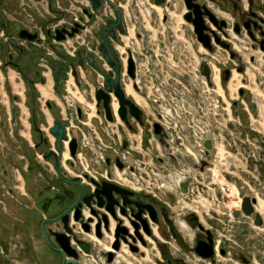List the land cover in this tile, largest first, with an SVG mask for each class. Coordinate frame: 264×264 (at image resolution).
Listing matches in <instances>:
<instances>
[{"label": "flooded vegetation", "instance_id": "af4514ba", "mask_svg": "<svg viewBox=\"0 0 264 264\" xmlns=\"http://www.w3.org/2000/svg\"><path fill=\"white\" fill-rule=\"evenodd\" d=\"M101 1L102 5L98 13L93 11L91 2L89 0L64 1V3H67L66 5L69 7V9L76 10V14L84 23L81 25L80 23L73 22V25L69 27V30L67 29V26L62 28L66 32L65 38H73L76 35L80 36V41L82 44L76 45L77 50L74 56H70L64 51V56L59 57V67L61 68V71L59 75L54 77L55 81L56 78L63 76L62 82H55L56 87L54 89L62 103L59 109L55 102L42 99L40 92L36 87L37 83H45V76L43 74L44 72H35L36 76L32 78L27 74H21L14 57L9 56L10 58L4 61L5 65L9 64L14 66V68L20 73L26 86L22 103L27 112L26 117H22L23 112L21 111L20 105H14L15 115L13 116L14 119L11 118L10 120V126L15 128L16 132L13 136H15L17 140L14 149L20 156L17 159V170L23 176L24 173L22 170L25 163L27 162V165H25L26 172L35 173V179L37 180L38 188L33 193V197L36 202L40 204L43 213L46 215L40 221V225L44 222V228L47 234L48 229L59 230V221L50 222L48 220L59 216L61 213L67 210L66 215L68 217V222L70 225L75 227V233L81 239L85 240L90 247V252L87 254L80 251L79 259L83 261L86 258L85 256H88L92 264H102L101 262L104 264H134V261L131 262V260H136L134 256H138L139 259L143 261L148 260L150 262L149 264H198L195 262V260L203 261L204 264H209L208 262L214 263L217 246L215 245L212 232L208 228L201 225V220L198 215L189 214L188 216L184 217L183 221L188 229H193L196 231V233L194 235L193 244L191 246L186 245L184 235L175 225V220L173 218L174 215H168V210L170 211V214H172L174 210L169 203L170 198L168 197L167 192L180 194L189 193L191 188H195L196 191L200 189L203 190V187H206L204 184V179L201 177V179L198 180L197 176L199 174L203 175L207 172L211 175L209 182L214 184L212 178L213 173L210 172L208 166L212 164L210 161L215 148V133L212 128H207L206 131H203L204 135L199 137L194 133L193 130H191L192 125L194 124L192 120H184L182 118L173 123L168 120L169 116L166 114V111L171 107V105L169 104L170 107L167 108L166 98L164 95L160 94V89L158 86L155 87L154 81L156 79L160 80L159 76H161L162 79V76L165 77L164 74H168L166 73L167 68H171L169 64H181L183 69L180 73L174 72L168 74L169 77L172 78L171 80L178 83H172L169 84V86L167 85L168 92L164 91V94L174 97L173 95L180 93L182 95L179 96L180 99L186 104L179 107V109L181 111L190 112V114H188L192 116V112H196L198 109L197 100L200 91L199 79L201 78L202 92L206 91L208 97L212 101L213 108H218L219 99L218 97H215V94L220 97L221 95L216 90L217 84H215L216 82L214 80V68L218 67L217 77L219 78V84L221 82V75L223 81L227 82L231 78L233 69L241 74L244 72L245 68L242 67V64L245 62V58L241 51L245 52L248 50L247 45L240 44L241 42L243 43L244 40H237V42H239L238 44H240L239 50L233 46L232 42L230 43V40H227V38L223 37V34L231 36L232 33V37L234 38L238 39V36L246 38L247 36L250 39V37L247 35L246 29L244 28V25L246 24L254 32L257 38V41H253L252 39H250V41L255 43L257 48L260 50L258 41L263 38L262 36H259L260 33L262 31L264 32V2L262 0H192L191 3L198 5L200 10H208L216 17L218 22L223 20L226 24L225 27L219 29L218 25L212 23L207 15L203 16L204 23L208 28L207 33L211 39L210 43L212 48L209 50L197 40L192 23L184 19V15L189 11H192V9H187L185 0H164V3L160 5H156L154 0H149V4L162 7V16H164V10L166 13H168V10L170 9L172 12L180 10V15L183 20L186 21L188 26L187 30H185L190 32L192 36L191 40L194 41L195 44L202 45L205 50L214 54L217 52V47H221L222 50H224L229 56L224 62H220V60L214 56H210V58L201 57L199 59L198 47H195V52L192 51L194 53L193 54L189 51V42L186 41V43H183L180 40L176 42L177 44L174 48V55H167V53L170 52L169 47L172 41L169 47H165L166 40L163 41L159 39H152L151 35L149 36L147 43L151 46H155L157 49H159L160 45L161 47H165V55H152V48L147 47L146 52L148 55H144L146 63L148 64L146 71L147 73L142 80V76L139 74L136 51H131L124 45L122 48H116L115 42L118 41L121 36L118 35V39L113 42V45L118 52L121 62L120 85L126 97L131 99L140 108L141 122H139L133 115L130 114L128 107L127 121H124L119 117V102L113 92L109 93V106L112 114L111 121L107 120L102 104L100 107L96 106V100L94 97L95 91L96 89L102 87L104 75H110L112 73V68L106 63L101 52L98 50V46L101 41L100 32L106 26V19L114 18L113 7L109 5L107 1H111L113 5L121 10L123 24L125 29H127L123 17L125 8L120 5V3H123L124 0ZM150 1L152 3H150ZM134 2L135 0L131 1V6L128 5V7H131V9L134 8ZM143 11H145L146 15H150V22L151 24H154L155 19H152V13H154L153 8L144 6ZM68 12H70V14H74V12L72 13L71 10H68ZM70 14L66 16V21L72 20V15ZM230 14H233L234 17H228ZM161 15H157L159 19ZM168 16L170 15L168 14ZM168 16L162 17L161 23H165L168 19ZM227 20H231V23H229ZM235 25H237L240 30V32L237 34L234 32ZM75 26H77L78 31L69 37L67 33L71 32ZM259 26L261 27L260 29H258ZM159 27H162L163 30L164 26L160 24ZM6 28L7 24L5 22V18H2L0 29L4 38L0 47L2 48L4 55H7L8 53H14L15 50V57H18V54L24 51V48L18 44V40H22V38H20L18 35V32L21 29L18 30L14 37H10L5 33L8 32V28ZM152 28L154 29V27ZM152 28L150 30L151 32ZM24 29H27L31 33H36L31 31L28 27H25ZM212 32L216 33L221 40L226 39L229 42V48L226 49L219 44H216L214 42ZM126 33L127 31L125 30V34ZM159 33L161 34V31H159ZM48 35L51 36V34ZM86 45H88L92 50L87 51L85 47ZM83 49H85L86 52L93 53L94 63L102 71L100 72V70L91 67L87 63V60H84L83 68H85L86 65L90 66L94 75L100 78L96 79L95 77V82H97V85L94 86L88 99V103L84 102L87 112L80 108V106L78 107L76 104L73 105L68 102L70 100V94L73 96L72 99H75L77 102H79L75 96L76 94L74 93H82L81 91V93H79L74 89H72L73 91H70L66 87L69 77L68 73H71L72 78H75L76 75H72V68L70 65H68L67 69L64 70L62 74V69L66 64L67 59L76 57L77 52H81ZM148 49L150 52H148ZM122 50L124 52H122ZM128 50L130 51L135 63L134 78H131L127 73V60L129 57L127 52ZM254 59L255 56L250 54L249 61L253 62ZM202 61H205L209 67L211 86L208 85L206 79L201 75L202 68L200 67V64ZM42 62H44L45 66L42 64ZM155 62L164 63V66H159L158 69L154 71L153 64ZM225 62L227 64H233V69L227 68L225 66ZM48 64L49 61L43 57L40 58V63H38L39 66L45 69L48 67ZM192 67L195 69L194 72L191 69ZM78 68L82 69V67L76 65V73H78ZM238 69H240V71H238ZM225 70H229V76L227 79H225ZM162 72H164V74ZM60 86L64 87L61 88ZM126 86L131 87L133 92L141 99L142 103L138 102L134 95L126 91ZM239 89L241 88L239 87L237 89V93ZM67 95H69V97ZM66 96L68 98H66ZM14 98L15 101L20 100L18 97ZM42 102H44V106L46 107L47 115L52 118L50 124L48 123V117L45 113V110L39 106V103ZM232 106L236 107L235 105ZM171 110H175V108L171 107L170 111ZM93 112H95L94 115ZM55 113H57V115ZM92 116L97 119L96 126L100 129L101 133L107 134L109 136V132H112V135L109 136L110 140L108 141V144L104 143L103 147H101L97 142H94L95 144H93V149L85 147L88 148L92 152L91 154L94 155L91 156L89 160L86 158L85 165L83 162H79L77 155L79 152H82L83 133L89 134L90 136L93 135L90 133V130L86 129L88 122L90 124L92 121ZM22 118L25 119L28 129H26L27 125H24ZM55 120L61 121L65 128V138L61 140L62 152H56L58 158V172L54 156H46L49 151L55 150L54 143L56 138L49 132V129ZM191 121L192 123H190ZM178 123L180 125L177 130L176 127L178 126ZM155 124L160 127L159 129L163 134V140L168 145V148L162 145L160 134L155 133ZM45 125L47 126L45 127ZM72 129L73 131H70ZM74 130L76 134L74 133ZM20 131H24L25 133L28 132L29 140L24 136H18V132L20 133ZM126 131L131 132V135L134 137V139L130 140L126 137H121V133L125 135L127 134ZM12 133L14 132L12 131ZM136 135L139 137V141L136 139ZM143 136L146 137V141L149 146L152 145L151 141H154L155 147L160 148L161 152H159V155L156 156L160 163H162L161 161L164 160L162 156H166L168 159H171L176 166H178V169L180 168L177 173L175 172V177H171V174L168 173L165 175V173H163L165 172V169L159 171L156 168L148 167L147 170V167L145 166L141 168L134 166V162L131 159V152L141 149ZM72 139L76 140V150L74 156H71L69 150V143ZM207 139L210 140L211 143V154L208 159L205 156L206 148L204 146V142ZM133 143H135V145H133ZM144 147L147 149L148 146ZM180 148H182L183 152L185 151L187 154L186 156H190L191 160H193V162L196 164L193 163L192 166L186 165V169H182L180 167L181 163H178L177 161V155L182 154V150H180ZM97 149H100L99 153L102 155L101 158H97L95 156V150ZM29 151H31L32 154H30ZM104 151L107 153H103ZM195 153L198 156L200 154V156L197 158ZM63 157H65L67 160V167L64 168L62 165ZM33 160H42L47 161L48 163L51 162L54 177L49 178L48 174L44 170H41L39 164L34 165ZM117 160L122 165L121 168L118 167ZM202 160L206 161V165H202ZM76 161H78L80 166L75 172L74 168ZM197 162L200 163V166L196 174L194 170L197 168H195L194 165H197ZM89 164L92 166L90 167ZM47 165L50 166V163ZM0 167L1 169H4L2 165ZM62 168L64 171H61ZM135 171L139 174L137 178L134 175ZM177 179L179 181L178 185L175 183ZM186 179H190V181L188 182L186 189L182 190V182ZM202 179L203 181H201ZM103 182H109L117 186L119 189L125 191L123 193L119 190H111L113 202L110 205V208L106 207L105 200L102 206H98L96 193L102 187ZM195 182L197 184H195ZM192 191L194 192V190ZM76 211L79 214V219L77 222L74 221V215ZM205 215L206 216L201 215V217L208 219L209 216L207 214ZM82 224L84 226H82ZM57 225L58 227L56 228ZM207 231L209 233H207ZM40 235L43 236L41 231ZM48 236L50 237L49 234ZM208 237L212 239L213 256L210 258H203L196 252V247L199 241L208 242ZM168 239L177 242L179 245H181V247L187 250L189 254H182V258L172 257L169 253L167 245L170 243ZM218 249L222 255L227 253L223 246H218ZM149 251H155L154 253H151L153 255V260L150 257ZM108 253L112 254L110 262L107 260ZM241 261L245 264L249 263V260L247 259L242 258ZM88 264L90 263L88 262ZM135 264H137V261Z\"/></svg>", "mask_w": 264, "mask_h": 264}, {"label": "rangeland", "instance_id": "374dc122", "mask_svg": "<svg viewBox=\"0 0 264 264\" xmlns=\"http://www.w3.org/2000/svg\"><path fill=\"white\" fill-rule=\"evenodd\" d=\"M64 1L66 0H0V26L2 24V18H5V22L8 28H6L8 32L5 33L10 37H14L17 34L18 30L25 27H28L31 31H34L36 33H43L46 39V46H48L55 54H60L61 56V54H63L64 52L63 48L60 45L52 44V38L48 34L50 31H54L53 29L55 28H59L61 30V27H64L66 16L70 14L68 10L72 11V9H69V7L66 5L67 3H64ZM136 1L140 4H143L144 6L147 5L146 0ZM150 3L152 2L150 1ZM130 9L131 7H128V11ZM72 12H76V10H73ZM131 12L139 17L137 7L134 6V8L130 10V15L129 17H126L127 19L125 21V26L126 28H128V30H130V35L133 27L131 20H129L132 17ZM157 12L158 16L162 13L160 9H157ZM171 12V9L168 11V13L163 11L164 16L162 17H167L168 14L172 16L173 20H171V23H169L170 19H168L167 22L169 23V25L174 24L179 26V30L182 31L183 35H180V31H177V35L181 36L180 41H182L183 43H186V41L189 42L188 46L190 47V52H195V47L197 46L199 49V59L201 57L210 58V56H214L215 58L220 60V62H224L225 60H227V57L229 55L225 53V51L222 50L221 47H217V52L214 54L205 50L202 45L195 44V42L191 40L192 36L190 32L186 31L188 26L186 24V21L183 20L180 15L181 11L179 10L176 12H172L173 15ZM70 15L73 16V14ZM158 16L155 11L154 13H152V19H155V23L151 24V28L154 27V29L156 28L157 31H161V34L158 32V35L154 39L162 40L163 37H165V47H169L174 36L170 32L169 28L166 30H162V27H159L160 24H162V26H166V24L163 22L161 23V19L159 21ZM229 16L230 18L234 17L233 14L228 15V17ZM227 21L231 23V20ZM139 23L140 25L138 26V31L142 35V39L140 42H138L139 46L136 49V59L138 61L139 74L140 76H142L143 80V77L146 76L145 74L147 73L146 71L148 66V64L146 63V59L144 58V55H148V53L146 52L147 47L152 48L151 54H156L157 56L165 55L166 48L161 47L160 45L159 49H157L155 48V46H151L150 44H148L147 41L149 40V36L152 35L151 31L147 28L150 25H147V27L145 28L141 25V23L143 24L142 21H140ZM124 35L128 36V33ZM232 35V33L231 36L223 34V37L227 38V40H230V43L232 42V44L236 43L237 40H244L247 42L246 45L248 50H246L245 52L241 51L245 60H247L250 54L254 55L255 52H258L259 49L257 48V45L255 43H252V41H250L247 36L246 38L238 36L237 39L233 38ZM3 38L4 37L2 36L0 29V45L3 43ZM135 38L136 36L135 34H133L132 39H130L131 41H133L135 40ZM222 40L229 44L226 39ZM127 42L128 39L126 40L122 38L115 42V46H117V48L119 49L122 48L125 43L127 44ZM238 43L239 42H237V44ZM240 44L244 45L245 43L241 42ZM240 44L236 46V49L240 50ZM25 46L26 47H24V51L18 54V57H15V50L14 53H8L7 55H4V52L0 47V61L3 68L5 67L4 61L8 60V58H10L9 56H12L16 59L15 62L18 66V69H20L21 74L24 73L34 78L36 76L35 72H46L47 70L39 66L38 63H40L41 57H43L47 61H50V59H52L50 58L51 55H47V50H45L43 47H38L37 44L27 43ZM29 46H36L39 51L35 52L33 51V49H31V47L29 48ZM52 46L55 48H52ZM28 48L29 50H27ZM148 52H150L149 49ZM27 60L28 64L26 65L25 63ZM248 62L249 61H247V63L244 62L242 64V67L245 68V65L247 66ZM169 65L171 66V68H167L166 73L168 74L174 72L180 73L183 69L182 65L178 63ZM159 66H164V63L155 62L153 64L154 71L158 69ZM225 66L229 69H233L234 67L233 64H227L226 62ZM217 68L218 67L214 68V72L216 75L214 76V80L217 81L216 90L221 95L220 97L215 94V97H218L219 99L218 108L214 109L212 101L208 97L207 92H202V80L200 78V91L197 100L198 109L196 112H192V116L189 115L190 112L181 111L179 109V107L186 104L180 99L179 96H182L180 93H178L177 95H173L174 97L164 94V91L168 92L167 85L169 86V84L172 83L177 84L178 82L171 80L172 78H170L168 74H164V72L162 73L165 75V77L162 76L161 79V76H159L160 80L156 79L154 81L155 87L158 86V88L160 89V94L164 95L166 98L167 108L170 107L169 104L171 105V107L175 108V110L171 111V107L167 109L166 114L170 118H168V120H170L172 123L182 118L184 120H192L194 124L192 125L191 130H193L194 133L199 137L201 135H204L203 131H206L207 128H212L215 133V148L213 150L211 156L212 158L210 161L212 164L208 166L210 172L213 173L212 178L214 184H211L209 182V178L211 177V175L207 172L203 175L199 174L197 176L198 180H200L201 177L204 179V184L206 185V187L204 186L203 190L200 189L196 191L195 188H191L189 193L182 194L167 192L168 197L170 198L169 203L174 210L172 214H170V211L168 210V215H174L173 218L175 220V225L184 235L185 243L188 246H191L193 244L196 231L193 229H188L183 219L189 214H196L198 215V217H200L201 225L208 228L212 232L215 240V245L217 246L215 262H208L209 264H245L241 261L242 258L249 260V263L247 264H264V224L262 226H256L253 223L252 217H247L240 211L243 196L256 197L257 204L255 205V209L262 215L264 220V110L262 107L264 105V97H262L260 92H256V90H246L243 86L242 78L240 76L241 73H238L235 69H233L232 74V76L234 75V78H230L231 80L229 79L227 82L223 81L221 75L220 86L219 78L217 80ZM95 77L96 79H100L99 77L95 76L94 73H91L89 75L91 85L88 86L84 83L83 80L79 78V74L76 73V84L79 89H93L94 86L97 85V82H95ZM257 84L259 90H264V69L262 70V74H260L257 78ZM5 87L6 90H8V87ZM66 87L68 88V90L73 91L69 84H67ZM239 87L245 90V99H241L238 96L237 89ZM131 94L135 96V99L138 102L142 103L141 99L135 93ZM233 101L237 102L236 107L232 106ZM10 102L13 104V96H10ZM72 103L73 105H75L78 102L74 99ZM39 106L40 108L45 110V113L47 115L44 102L39 103ZM12 107H14V104L12 105ZM94 114L95 112H93V115ZM47 117L48 123L50 124L52 118L49 115H47ZM0 119H5V116H3L2 113H0ZM96 120L97 119L92 116V121L89 125L86 126V129L90 130L93 127L95 130H97L99 136L102 137V143L100 144V146L103 147L104 143L108 144V141L110 140L109 136L112 135V132H109V136L107 134L101 133L100 129L96 126ZM192 121L190 123H192ZM179 125L180 124L178 123V126L176 127L177 130L179 128ZM46 126L47 125H45V127ZM75 130L74 133L76 134ZM70 131H73V129ZM131 134V132H127L126 135L121 133V137H126L132 140L134 139V137ZM136 139L139 141V137H137V135ZM94 141L96 142L95 139ZM151 143L152 145L149 146L146 141V137L143 136L141 149L137 150L138 152H131V159L134 162V166L140 168L145 166L147 167V170L148 167L156 168L159 171L165 169V172H163L165 173V175H167L168 173L171 174V177H175V172L177 173L180 168L178 169V166H176L175 163L171 159H168V157L166 156H162L164 160L161 161L162 163H160V161H158V159L156 158V156L159 155V152H161L160 148L155 147L154 141H151ZM133 145H135V143H133ZM144 146H148L147 149ZM180 150H182V148H180ZM82 152L83 156H85V158H87L88 160L91 156H94L93 154H91L92 152L88 148L83 147ZM99 152L100 149L95 150L96 157L99 155ZM29 153L32 154L31 151H29ZM103 153L107 152L104 151ZM186 155L187 154L185 153V151L183 152V150L181 155H177V161L178 163H181L180 167L182 169H186V165L192 166V164L194 163L193 160H191L190 156ZM195 155L197 158L200 156V154L198 156L196 153ZM33 161L34 165H40L41 170H44L48 174L49 178L54 177L51 162H49L50 166H48L42 160H37L38 162L35 160ZM83 163L85 164V162ZM4 164L7 165L5 162ZM75 164L76 165L74 171L76 172L77 168L80 165L78 161H76ZM62 165L63 168L67 167V160L65 157L62 158ZM89 166L91 167L92 165L89 164ZM194 166L195 168H197L194 170V172L197 174L200 163ZM63 168L61 169V171H64ZM2 170L3 169H1L0 167V180L1 178H3ZM136 171L134 172V175L137 178L139 174L136 173ZM34 174L35 173H33V175ZM203 179L201 181H203ZM218 180L220 181V183H218ZM1 182L3 184V180H1ZM12 183L14 184L15 180L12 179ZM222 183L225 188L223 191L219 187V185H222ZM195 184L197 183L195 182ZM9 185L10 187H12L11 184ZM4 186L5 188H2V190L6 191V196L8 198L10 196V193L7 191L8 185L5 184ZM192 190H194V192ZM198 195L201 196L200 199H198ZM204 198L207 200H205ZM8 199L13 201V199L10 197ZM197 200H200V202H196ZM205 201H207L210 205L208 206V203H206ZM15 204L16 206H19L17 203ZM201 204H203L204 206ZM16 206L15 208L13 207V209L12 207L9 209H0V212H2L4 215H8L6 216V219L8 221L7 224L4 222L0 224V264H61V254L59 252L37 251L38 247H41L42 245L40 243L41 238L39 237L38 229L36 228L37 225L36 223H34L35 221H33V225L31 223L32 221L28 222L27 216L29 213L27 208L21 205L19 207L22 208L18 207L19 210L17 211ZM195 210L197 211L196 213ZM206 211L208 212V219H204L201 217V215L206 216ZM168 241L170 243H168L167 245L169 253L172 257L182 258V254H189L188 251L181 247V245H179L177 242L171 239H168ZM218 246H223L227 253L225 255H222L218 249ZM149 252L150 257L153 260V255L151 253H154L155 251ZM134 257L136 258V260H131V262L134 261V264L136 263V261L137 264L150 263L148 260H140L138 256ZM195 262L198 264H204V262L200 260H195Z\"/></svg>", "mask_w": 264, "mask_h": 264}, {"label": "water", "instance_id": "95a60500", "mask_svg": "<svg viewBox=\"0 0 264 264\" xmlns=\"http://www.w3.org/2000/svg\"><path fill=\"white\" fill-rule=\"evenodd\" d=\"M91 2V6L94 12L98 13L101 9L102 1L101 0H89ZM192 0H185V4L187 9L192 11H189L184 15V19L190 23H192L194 27V32L197 36V40L206 48L211 50L212 46L210 43V36L207 33L208 28L206 27L204 23L203 16L207 15L209 20L214 23L215 25H218V28L225 27L226 24L223 20L217 21L216 17L210 13L208 10L204 9V11L200 10L199 6L196 4L191 3ZM156 5H160L164 3V0H154ZM109 5L113 7L114 10V18H108L106 19V26L101 30L100 32V44L98 46V50L101 52L104 60L106 63L112 68V73L110 75H104V80L102 83V87L96 89L94 97L96 100V106L100 107L102 104V107L105 110V115L107 120H112V114L109 106V100L110 96L109 93L113 92V94L117 97L119 102V108H118V115L119 117L127 121V107L131 115H133L139 122H141L140 118V108L129 98L126 97L121 85H120V68H121V62L118 56V52L116 51L113 42H115L118 39V35H124L125 34V27L123 24V18H122V12L121 10L112 4L111 1H107ZM244 28L246 29L247 35L252 39L253 41H257L256 35L254 32L250 29L249 26L246 24L244 25ZM261 27L259 26L258 29ZM78 28L75 26L71 32L67 33L69 37L73 35V33L77 32ZM234 32L237 34L240 32L237 25L234 27ZM65 30H57L55 39L57 41H61L65 38ZM18 35L22 39H26L28 41H34L37 39V33H31L27 29H21L18 32ZM214 42L216 44H219L220 46L228 49L229 44H227L225 41L221 40L220 37L212 32ZM259 36H262L263 38L258 41L259 48L262 52H264V32L262 31ZM129 54L128 60H127V73L131 78L135 77V63L132 58V55L130 54V51H127ZM87 60V63L98 70L99 67L94 63V55L92 52H86L85 49H83L81 52H77L76 57H72L70 59H67L66 64L64 65L62 69V74L64 70L67 69L68 65L72 68V75L76 74V65H79L80 67H84V60ZM200 67L202 68L201 75L206 79L208 82V85L211 86L210 82V72L209 67L205 63V61H202L200 64ZM240 71V69H238ZM100 72H102L100 70ZM225 79L229 76V70H225ZM63 76L56 78L55 82H62ZM245 90L239 89L238 94L241 99H245ZM232 105L237 106V102L233 101ZM12 114L15 115V108L12 107ZM14 119V118H13ZM160 127L155 124V133L160 134V140L162 142V145L166 148H168V145L163 140V134L160 132ZM49 132L51 135H53L56 140L54 143L55 150L49 151V153L46 156L53 155L56 160V166H57V172H58V158L56 152H62V143L61 140L65 138V128L61 121L55 120L53 125L50 127ZM204 146L206 148L205 156L208 159L211 154V143L210 140H206L204 142ZM69 150L71 156H74L75 150H76V140L72 139L69 143ZM172 157V156H171ZM118 167H122L120 162L117 160ZM202 165H206V161L202 160ZM5 169H3L4 171ZM190 179H186L182 182V190L186 189V186ZM119 190L123 193L125 191L119 189L117 186L109 183V182H103L102 187L97 191L96 198L98 200V206H102L104 203V200L106 201V207L110 208V205L112 204V194L111 190ZM257 204L256 197L251 196H243L242 202H241V211L242 213L247 217H252L253 223L256 226H262L264 224V220L262 215L256 211L255 205ZM66 211L61 213L59 216L49 219L50 222H57L59 221L60 224L59 230H53L48 229V236L47 232L44 228V222L40 225V231L46 241V243L53 249L54 251H57L61 254V264H78L76 260L79 259L80 251L83 253H89L90 247L89 244L81 239L76 233H75V227L70 225L68 222V217L66 215ZM79 214L76 211L74 215V221H78ZM56 226V228L58 227ZM81 225V224H80ZM82 226H84L82 224ZM203 228L202 226H200ZM207 233H209L207 231ZM212 239L208 237V242L199 241L198 245L196 247V252L203 258H210L213 256L212 251ZM78 248V249H77ZM79 250V251H78ZM112 254L108 253V262L111 261Z\"/></svg>", "mask_w": 264, "mask_h": 264}, {"label": "crops", "instance_id": "0c3cea01", "mask_svg": "<svg viewBox=\"0 0 264 264\" xmlns=\"http://www.w3.org/2000/svg\"><path fill=\"white\" fill-rule=\"evenodd\" d=\"M146 7H148L146 5ZM150 8H153V10L157 13V9H160L162 11V7H157L153 4L149 5ZM140 16L137 17L136 14L132 13V17H137V21L134 23V25H132L134 27V30L132 29L131 31V35L130 32L128 33V36L126 35H121L119 39H128L127 44L125 43V47L128 48L130 43H131V39L133 37V34H135L136 38L135 40H133L132 43V47L133 49L138 48V42L141 41L142 39V35L139 33V29L138 26L140 25V21L143 22V24L141 23L142 26H144L145 28L147 27V25H150V15H146L145 12L143 10L140 11ZM130 15V11H128V9H124V21H126V17H129ZM131 17V19H132ZM129 19V20H131ZM149 30H151V27L148 26L147 27ZM147 29V30H148ZM130 31V30H129ZM158 32L156 29L152 28V39H154L157 35ZM126 33V34H127ZM133 33V34H132ZM155 36H154V35ZM128 37V38H127ZM131 38V39H130ZM234 38V37H233ZM130 39V40H129ZM243 43H245L244 45H246V41H243ZM233 46L236 47L238 46L237 42L233 43ZM31 47V49H33V51L37 52L39 51L38 48L35 46H29V48ZM117 48V46H115ZM29 48L27 50H29ZM26 51V50H25ZM255 59L254 61H249V57L247 58V60H245V62L247 64V66L245 65V70L244 72L240 75L242 78V82H243V86L246 90H251V91H255L256 92H260V94L262 95V97H264V90H259L258 88V84H257V78L260 74H262V70L264 69V53L260 52L258 50V52L254 53ZM60 55L55 54V56H50V61L48 64V67L46 68V72H44V76H45V83L41 84V83H37L36 87L40 92V96L42 99L44 100H51L54 101L56 106L61 107L62 103L60 98L58 97V95L55 93L54 89L56 87L55 81H54V77H56L57 75H59L61 68L59 67V63H60ZM26 65L28 64V60L25 63ZM5 70V72H4ZM78 74H79V78L81 80L84 81L85 84H87L88 86L91 85V81L89 80V75L91 73H93V70L90 66L86 65L85 68H78ZM71 80L74 81L75 86H76V91L81 93V94H77L76 92V97L80 102H86L88 103V99L91 95V92L93 89H86V88H82L79 89L77 84H76V80L75 78H72ZM69 80L67 82V84H69V82L71 81ZM8 87V90H6V87ZM67 86V85H66ZM25 83L20 75V73L14 68L13 65H5V67L3 68L1 61H0V113H2L3 116H5V119L1 120L0 119V166L2 165L4 167V171H2L3 174V178H1V180H3V184L1 182L0 184V209H9L12 207L15 208L17 203L19 206H24L25 208L28 209V222L32 221V225H33V221H35L34 223H36V228L38 229V233H39V237L40 239V243L42 244L41 247H38L37 251H53L48 244L46 243V241L44 240V238L40 235V230H39V226H40V221L46 216L41 207L40 204L36 202V200L33 197V193L35 192V190H37L38 188V184L37 181L35 179V174L33 175V172L31 173H27L26 169H25V165H27V162L25 163L24 167H23V176L19 173V171L17 170V159L20 157L16 150L14 149L16 146V138L15 136H13L15 134V128H12L10 126V120L11 118H13V114L11 111V107L12 105H20L21 111L23 112V118L26 117V110L23 107L22 103H23V99H24V94H25ZM81 91V92H80ZM10 96L14 97H18L20 98L19 101H15L14 98V102L13 104L10 102ZM76 106L79 107V103L76 104ZM263 110H264V105L262 106ZM57 112V111H56ZM57 115V113H55ZM22 118V119H23ZM23 123L24 125H27L25 122V119H23ZM26 129H28V125L26 126ZM12 131L14 133H12ZM18 136H24L29 140V135L28 132L25 133L24 131H20V133L18 132ZM12 152V153H9ZM4 162L7 164L5 165ZM46 164H48L47 161H44ZM12 179L15 180V183H12ZM7 184L8 186V192L10 193V198L13 199V201H11L10 199L7 198L6 196V191L2 190V188H5V184ZM12 185V187H10V185ZM242 188V187H241ZM15 202V203H13ZM16 206L17 211L19 210V207ZM19 207V208H18ZM16 211V210H15ZM16 211V212H17ZM5 212V211H4ZM1 216H0V224L2 222L7 224V217L8 215H4L2 212H0ZM4 215V216H2ZM10 217V216H9ZM5 220V221H4ZM49 227V226H48Z\"/></svg>", "mask_w": 264, "mask_h": 264}, {"label": "built area", "instance_id": "2783aa9c", "mask_svg": "<svg viewBox=\"0 0 264 264\" xmlns=\"http://www.w3.org/2000/svg\"><path fill=\"white\" fill-rule=\"evenodd\" d=\"M131 1H133V0H124L123 4L121 2L120 5H122L125 9H127L128 5L131 4ZM262 1L264 2V0H262ZM134 4H135L134 6L137 7V10L139 11V16H140V13H141L140 11L141 10H144V5L138 3L136 0H135ZM146 4H147V6L150 5L149 4V0H146ZM72 11H73V9H72ZM76 13L77 12H74L71 21H64V27L67 26V29L68 30H69V27L73 25V22L80 23L81 25H83V23H84V22L81 21V19L79 18V16ZM132 18L133 19H131V23H133L132 25H134V23L137 21V17H132ZM161 18H162V15L160 16V19ZM168 19H170V22L169 23H171V20H173L172 16H168ZM168 19L165 22L166 26L163 27V30H166V29L169 28V30L173 34L174 38H173L172 43H171V45L169 47L170 48V52L167 53V55H174V53H175L174 48H175V45L177 44L176 42L180 40V38H181L180 35H183V33H182L181 30H179L180 29L179 26L174 25V24L169 25V23L167 22ZM176 24H178V23H176ZM64 27L62 26L61 28H64ZM58 29L59 28H55V29H53L54 31H50L49 32V34H51L52 44L60 45L63 48V50L68 55L74 56L75 53H76V50H77V46L76 45L77 44H82V42L80 41V39H81L80 36H77L76 35L73 38L66 37L64 40L57 41L55 39V35H56V31ZM132 29L134 30V27H132ZM126 31L129 32L128 28L126 29ZM177 31H180V35H177ZM162 40L164 41L165 40V37H163ZM27 43L28 44H37L38 47H43L45 50H47V55L48 56H50V55L51 56H55V53L48 46H46V39H45V36H44L43 33L42 34L37 33V39L35 41H32V42H29L26 39L18 40V44L21 47H23V48L26 47L25 45ZM132 43H133V41H131V43H130V45H129V47L127 49H129L131 51H135V49H133V47H132ZM85 47H86L87 51H91L92 50L88 45H86ZM96 54H97V52H96ZM42 64L45 66L44 62H42ZM191 69L193 70V72L195 71V69L193 67ZM68 75H69V77H68V81H69V80L72 79V76H71V73L70 72L68 73ZM69 86L72 89L76 90V86H75V83H74L73 80H71L69 82ZM67 96L69 97V95H67ZM67 96H66V98H68ZM72 98H73V96H72V94H70V100L68 101L70 104H73L72 102H73L74 99H72ZM78 103H79L80 108H82L85 112H87V108L85 107L84 103H82L80 101ZM88 125H89V122H88ZM90 131L93 134L92 136H90L89 134H84L83 133V135H82V144H83V147H88V148H92L93 149V144H95L96 142L98 144H101L102 143V139H101V137L99 136V134L97 133V131L93 127L90 129ZM94 139L96 140V142L94 141ZM77 157H78L79 162H85V164H86V158H85V156H83V153L82 152H79L78 155H77ZM101 157H102V155H100V153H99V155L97 156V158H101ZM223 165H224V163H223ZM175 183H176V185H178V183H179L178 179H177V181ZM218 183H220L219 180H218ZM174 186H175V184H174ZM219 187H220V189L222 191L225 189L224 186H223V183H222V185H219ZM180 194H182V193H180ZM197 197H199L198 199H200L201 196L198 195ZM205 200H207V199H205ZM196 202H200V200H197ZM205 202L208 203L207 201H205ZM201 205H203V204H201ZM209 205L210 204L208 203V206ZM195 212H197V211L195 210ZM205 214L208 215V212L206 211ZM85 257H86L85 260L81 261L79 259V260H77V263L78 264H88V262H89L90 264H92L91 261L89 260L88 256H85ZM101 263L104 264L103 262H101Z\"/></svg>", "mask_w": 264, "mask_h": 264}, {"label": "bare ground", "instance_id": "6f19581e", "mask_svg": "<svg viewBox=\"0 0 264 264\" xmlns=\"http://www.w3.org/2000/svg\"><path fill=\"white\" fill-rule=\"evenodd\" d=\"M165 11V10H164ZM169 11V10H168ZM126 30V29H125ZM122 52H124L123 50H122ZM122 58V57H121ZM123 60V59H122ZM126 63V62H125ZM70 68V67H69ZM233 74V73H232ZM216 76V75H215ZM234 76V75H233ZM232 75H231V78L233 77ZM234 78V77H233ZM217 80H218V77H217ZM231 80V79H230ZM215 82H217V81H215ZM216 84V83H215ZM126 91L128 92V93H134L133 92V90L131 89V87L130 86H126ZM239 202V201H238ZM262 204V203H261ZM240 205V204H239Z\"/></svg>", "mask_w": 264, "mask_h": 264}, {"label": "trees", "instance_id": "16d2710c", "mask_svg": "<svg viewBox=\"0 0 264 264\" xmlns=\"http://www.w3.org/2000/svg\"><path fill=\"white\" fill-rule=\"evenodd\" d=\"M47 40H48V39H47ZM49 40H50V38H49ZM52 48H55V47H53V46H52ZM59 55H60V54H59ZM61 56H64V55H63V54H61Z\"/></svg>", "mask_w": 264, "mask_h": 264}]
</instances>
